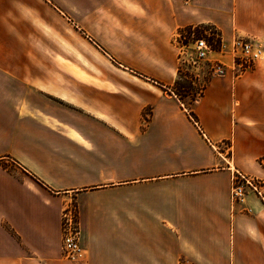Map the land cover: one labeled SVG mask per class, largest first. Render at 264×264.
Segmentation results:
<instances>
[{
  "label": "crops",
  "instance_id": "crops-1",
  "mask_svg": "<svg viewBox=\"0 0 264 264\" xmlns=\"http://www.w3.org/2000/svg\"><path fill=\"white\" fill-rule=\"evenodd\" d=\"M193 24L222 36L196 119L172 90L174 35ZM236 35L264 49V0H142L137 59L93 41L141 87L72 73L83 89L67 106L46 80L0 75V264L52 257L67 198L86 264H264V218L244 214L251 188L233 193L235 177L264 176V56L236 73Z\"/></svg>",
  "mask_w": 264,
  "mask_h": 264
},
{
  "label": "rangeland",
  "instance_id": "rangeland-1",
  "mask_svg": "<svg viewBox=\"0 0 264 264\" xmlns=\"http://www.w3.org/2000/svg\"><path fill=\"white\" fill-rule=\"evenodd\" d=\"M193 25L205 26V33L213 30L222 41L215 25ZM140 33L142 0H0V75L46 80L55 90H66L71 94L72 98L67 99L72 102H66L67 106L75 105L76 92L83 89L73 77V69L139 88L142 80L137 74L118 65L93 41L109 50L114 58L131 61L142 51ZM213 33L210 34L212 40ZM179 66L181 74L177 87L188 103L192 90L208 79L210 67L205 60L193 62L189 50L181 56ZM235 69L236 73L240 71ZM197 74L202 75L200 81ZM183 86L190 87L191 91H185ZM235 178L239 184L251 188L252 199L248 201L253 205H244L245 216L263 219L264 205L259 203L264 202V176L245 178L240 175ZM66 207L76 209L75 200L67 198ZM61 241L59 233L53 256L37 258L33 264H72L63 257Z\"/></svg>",
  "mask_w": 264,
  "mask_h": 264
},
{
  "label": "built area",
  "instance_id": "built-area-1",
  "mask_svg": "<svg viewBox=\"0 0 264 264\" xmlns=\"http://www.w3.org/2000/svg\"><path fill=\"white\" fill-rule=\"evenodd\" d=\"M206 36H196L192 33L188 38L183 32L178 30L173 39V44L180 50V56L186 50L191 51V60L209 59L214 53V45L208 40L211 31L205 33ZM231 52L235 68L244 70L254 66L256 59L260 58L264 52L263 45L257 37L236 35L232 42ZM211 68L217 73L224 72V64L218 59H214ZM237 179L233 180V193L236 197L243 194V184H239ZM76 209L66 207L61 214V235L63 257L72 264H83L87 261V249L81 242V230L78 223Z\"/></svg>",
  "mask_w": 264,
  "mask_h": 264
},
{
  "label": "trees",
  "instance_id": "trees-1",
  "mask_svg": "<svg viewBox=\"0 0 264 264\" xmlns=\"http://www.w3.org/2000/svg\"><path fill=\"white\" fill-rule=\"evenodd\" d=\"M204 29H205V26H202V25H188V26L181 28L180 31H182L183 35H185L188 38L192 33H195L196 36H199L201 34H203L201 36H206ZM211 32L213 33L214 31L211 30ZM213 36H214L213 40L211 38L212 37L211 35L207 36L208 40L214 45L215 49H221L222 41H221L220 35L219 34L217 35V33L215 35V33H213ZM251 68H253V67H251ZM180 74H181V67L179 66L178 76ZM177 82H178V79L176 80L175 84L173 85L172 90L176 93V95L179 97V99L184 103L185 107L188 109V111L192 115V117L196 119V115L194 114V112L192 110V105L197 100V98L200 97L204 93L206 82L204 84H202L198 89L192 90V93L190 95L191 99L188 103L183 100L184 94L182 93V91L178 90V87H177L178 83ZM183 89H185V91H191L190 87H188V86H183ZM260 163L264 166V160L263 159L260 160Z\"/></svg>",
  "mask_w": 264,
  "mask_h": 264
},
{
  "label": "bare ground",
  "instance_id": "bare-ground-1",
  "mask_svg": "<svg viewBox=\"0 0 264 264\" xmlns=\"http://www.w3.org/2000/svg\"><path fill=\"white\" fill-rule=\"evenodd\" d=\"M73 73H75L76 75L82 77V78H88L87 75H85L84 73H82L80 70L78 69H73Z\"/></svg>",
  "mask_w": 264,
  "mask_h": 264
}]
</instances>
